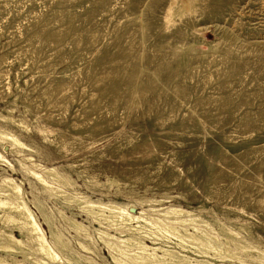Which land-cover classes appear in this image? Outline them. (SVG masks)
Wrapping results in <instances>:
<instances>
[{
    "label": "rangeland",
    "instance_id": "1",
    "mask_svg": "<svg viewBox=\"0 0 264 264\" xmlns=\"http://www.w3.org/2000/svg\"><path fill=\"white\" fill-rule=\"evenodd\" d=\"M171 1L0 0V130L28 146L0 141L9 162L0 163V183L14 179L49 245L58 249L44 215L68 244L53 249L81 264L116 263L97 237L105 229L76 199L150 218L182 209L222 240L228 228L257 246L240 253L243 263L183 252L192 264H264L251 258L264 252V0H196L173 25ZM109 71L118 79L100 82ZM132 72L141 84L130 101Z\"/></svg>",
    "mask_w": 264,
    "mask_h": 264
},
{
    "label": "bare ground",
    "instance_id": "2",
    "mask_svg": "<svg viewBox=\"0 0 264 264\" xmlns=\"http://www.w3.org/2000/svg\"><path fill=\"white\" fill-rule=\"evenodd\" d=\"M195 1L196 0H172L168 11V21H170V24L173 25L175 23V17L182 18L190 12H194V9L196 8L194 4ZM62 31H64V28L60 27L58 30V34L60 36L62 35ZM123 50H126V52H128L129 54H132L135 49L130 50L127 48H123ZM140 54L141 55L138 58V62L139 70H142L145 68V65L143 64L145 52L141 51ZM136 65L137 61L135 62L134 67H137ZM134 67L132 68L133 71L138 72V68L136 71ZM115 72L109 71L103 73L99 77V81L110 82L117 80L118 74ZM130 77V80L128 79L129 84L131 85L129 86V88L133 87V91L130 92L129 99L130 101H132L138 95L137 87L140 86L141 80L138 79L140 76L134 72L130 73ZM0 141L11 143L15 148H22L26 150L28 149V146L26 144L21 142L20 139L14 134L9 132L0 130ZM25 160L27 162L32 161L31 158H26ZM0 163L2 165L9 163L1 153ZM32 166L40 167V165L37 164H33ZM25 167L27 168L26 170L29 171L28 167ZM34 171L36 170H33V172L30 171L31 178L34 176L35 179L39 181V183L45 185V190L47 187L48 190L50 189L49 193H51L54 187H50L51 185L49 186L48 181L44 179L45 177L43 178L40 174H37ZM44 171V173L48 174L52 180H59L62 182V177L57 173L55 169L45 168ZM64 182L67 183L66 180ZM114 182H116V180ZM117 183L118 182H116V184ZM48 190L46 191L48 192ZM58 190L59 189L57 188L56 193ZM24 193L21 186L17 184L14 179L5 178L0 183V224H2V226H0V264H26L27 262L29 264H81L79 262L80 258H78L79 260H76L71 255L69 256L65 253H62V255L59 256V254L54 250L56 248L49 245L41 224L38 222V219H36L37 217H35L33 211L28 206V202L24 198L26 197L24 196ZM62 197L64 196L62 195ZM74 201L79 203V205H82L80 206L81 210L84 211L94 222L98 223V225L101 226V229H105V231L100 229L95 230L99 235L97 237H100L99 240L101 239V243L103 242L104 246L107 247L110 257L116 264H192L191 259L188 256L183 255V252L192 253L194 255L203 257H209L210 255H212L211 259H221L226 261L231 260L232 262H234L233 260H237L238 262L243 263L245 261L240 257V253H248L249 255V252L257 247H252L251 244L245 241L242 242L235 239L233 237L235 236L234 233H232L233 231H228L227 227V234H225L226 238L225 240H222L216 232L214 233L212 229H210L211 227L209 228L210 224L209 226L207 224H196V220L198 219H196V217L194 219V216L192 214H190L189 212H185L182 209L167 208L165 210H162V214H160V217L163 218L160 219V217H147L144 212H141L139 215H134L128 212V208L115 204H96L91 201H85L84 203L83 201L80 200V202L77 199ZM159 210L157 209V211ZM44 217L45 222L49 225V229H51L50 233L54 238L55 247H58V249L56 250L62 252L63 249H68V244L61 241L59 239V235L52 230L49 218L46 217V215H44ZM198 221L200 222V218ZM71 222L74 229H76L78 235L83 240L93 243L92 236L87 232L88 229L82 223L76 220H72ZM10 223L12 224V228H9L7 230V227H9L8 225ZM226 228H224V231ZM110 231L117 232L121 237H123V234H126L127 238H116L114 235L110 234ZM16 232H19L21 234L22 239L17 238ZM237 238L240 237L238 236ZM148 242H150V244L152 245H150ZM79 244L85 252L88 253L92 251L91 244L83 242L82 240H79ZM170 244L174 245V248H172V246L170 247ZM262 251L261 249L259 251L257 250V258H254V255L251 256V258L256 261L264 262V252ZM253 253L255 252L253 251L252 254ZM17 255H22L24 260H18ZM33 255L37 256L32 258L31 256ZM85 259L88 260V262H90L91 260L86 257ZM196 264L213 263L209 261H201L197 262Z\"/></svg>",
    "mask_w": 264,
    "mask_h": 264
}]
</instances>
